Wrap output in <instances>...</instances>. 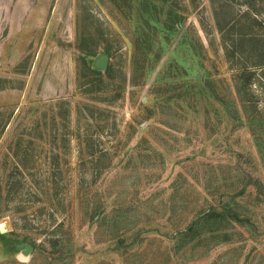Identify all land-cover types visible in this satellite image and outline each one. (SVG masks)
<instances>
[{
	"label": "rangeland",
	"instance_id": "rangeland-1",
	"mask_svg": "<svg viewBox=\"0 0 264 264\" xmlns=\"http://www.w3.org/2000/svg\"><path fill=\"white\" fill-rule=\"evenodd\" d=\"M263 6L0 0V264H264Z\"/></svg>",
	"mask_w": 264,
	"mask_h": 264
},
{
	"label": "water",
	"instance_id": "water-1",
	"mask_svg": "<svg viewBox=\"0 0 264 264\" xmlns=\"http://www.w3.org/2000/svg\"><path fill=\"white\" fill-rule=\"evenodd\" d=\"M108 59L106 57H101L99 60L96 61L95 67L97 69L105 70L107 68ZM24 255L28 256L32 252V247L29 245L24 246L22 249Z\"/></svg>",
	"mask_w": 264,
	"mask_h": 264
},
{
	"label": "clouds",
	"instance_id": "clouds-1",
	"mask_svg": "<svg viewBox=\"0 0 264 264\" xmlns=\"http://www.w3.org/2000/svg\"><path fill=\"white\" fill-rule=\"evenodd\" d=\"M0 227H4L3 225H0ZM18 258L21 260L22 264H27L28 257L24 255L23 251L18 253Z\"/></svg>",
	"mask_w": 264,
	"mask_h": 264
},
{
	"label": "trees",
	"instance_id": "trees-1",
	"mask_svg": "<svg viewBox=\"0 0 264 264\" xmlns=\"http://www.w3.org/2000/svg\"><path fill=\"white\" fill-rule=\"evenodd\" d=\"M264 2V0H261ZM257 14H261L262 16H264V6L261 8V10L259 12H257ZM250 81V76L247 77V83ZM250 84L246 85V87H248Z\"/></svg>",
	"mask_w": 264,
	"mask_h": 264
}]
</instances>
